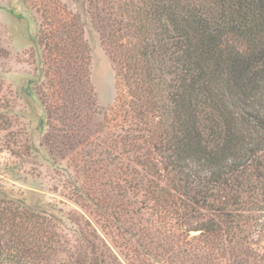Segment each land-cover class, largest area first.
I'll return each mask as SVG.
<instances>
[{"label":"trees","instance_id":"16d2710c","mask_svg":"<svg viewBox=\"0 0 264 264\" xmlns=\"http://www.w3.org/2000/svg\"><path fill=\"white\" fill-rule=\"evenodd\" d=\"M73 2L57 0L56 16L43 15L41 76L45 65L47 76L36 92L47 135L57 138L55 126L59 137L83 136L98 112L84 37L89 26L131 96L138 134L127 136L128 150H139L138 161L143 152L159 156L148 185L90 188L87 198L104 212L113 209L109 220L122 216L117 227L142 249L168 247L200 230L193 244L169 245L168 264L180 255L204 258L199 252L206 250L219 264L218 254L233 244L264 253V0ZM115 191L132 194L120 211ZM192 217L202 220L189 223ZM67 220L78 227L82 249L57 260L67 252L57 227ZM256 234L263 238L251 241ZM110 250L83 215H47L11 197L0 200V264H112Z\"/></svg>","mask_w":264,"mask_h":264},{"label":"rangeland","instance_id":"374dc122","mask_svg":"<svg viewBox=\"0 0 264 264\" xmlns=\"http://www.w3.org/2000/svg\"><path fill=\"white\" fill-rule=\"evenodd\" d=\"M56 1L0 0V200L11 197L23 202L27 209L47 215L65 218L83 215V220L90 221L109 245L114 256L112 264H168L169 245L191 242L200 230H191L187 238L179 241L175 238L168 247L159 243L142 249L135 245L132 235L117 227L123 225L122 216L117 223L115 219L109 220L113 209L104 212L106 209L86 196L90 188L110 191L116 184L125 188L135 184L144 187L155 178L152 172L159 167L156 153L143 152L147 165H142L143 160L138 161L139 150H128L125 144L128 135L138 134L131 96L117 78L107 45L92 27L86 26L84 37L89 46L90 79L98 112L85 125L84 134L80 133L83 136L59 137L60 131L55 126L51 134L57 138L47 135L50 129L46 127L45 111L36 92L38 87L45 88L44 76H47V65L41 76L44 48L39 38L46 15L53 18L57 14L53 5ZM63 1L74 7L73 0ZM54 91L48 89L49 95ZM54 124L59 127L58 121ZM157 181L164 183L158 178ZM113 194L119 198L114 205L116 211L132 199L129 192ZM201 220L192 217L189 223L197 224ZM65 223L66 226L57 229L63 235V249L67 252L58 253L57 260L68 259L82 249L78 227L70 220ZM183 228L188 230V224ZM258 238L263 236L252 235L250 240ZM255 248L248 243L242 247L227 246L224 254H218L219 264H264V253H258ZM153 249L160 255L151 256ZM199 253L206 260L191 254L178 256L175 252L179 260L177 257L173 264H216V254L210 255L207 250Z\"/></svg>","mask_w":264,"mask_h":264}]
</instances>
